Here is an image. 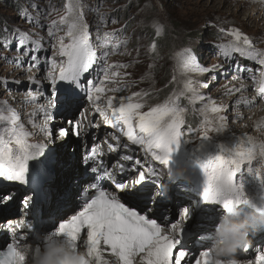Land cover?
Wrapping results in <instances>:
<instances>
[{
    "label": "rangeland",
    "instance_id": "1",
    "mask_svg": "<svg viewBox=\"0 0 264 264\" xmlns=\"http://www.w3.org/2000/svg\"><path fill=\"white\" fill-rule=\"evenodd\" d=\"M76 4L78 7L73 9V14L80 15L88 25L90 39L97 46L98 55L100 43H107L109 55L106 63L113 65L110 72L116 73L102 85L105 90L98 102L102 108L106 107L109 96L128 97L140 93L139 101L134 97L133 102L143 104L141 111H149L165 103H175L183 109L182 132L185 140L182 138L179 146H174L168 164L173 170L183 168V176L170 180L167 167L155 161L142 146L131 144L122 133L106 125L103 117L95 111L93 102L83 93L75 114V119L81 118L80 136H59V127H67L66 116L67 119L73 117L67 113L60 114L57 109H51L53 120L47 122L49 131L53 132V140L50 142L48 136L40 132L39 126L45 124L40 107L48 106L52 92L47 73L53 54L58 52L59 37L66 32V27L61 26L55 37L50 38L48 28L53 20L59 22L69 16V5ZM231 28L239 29L251 41L245 46L244 55L230 47L234 41L229 32ZM105 33L111 35L105 37ZM98 34L100 41L96 39ZM150 34L163 38L166 51L147 40ZM21 37L25 40L23 48L17 47ZM34 41L43 48L42 52L33 53L39 56L37 66H33V62L24 55L27 49L35 48ZM53 43L57 44L56 48L51 47ZM188 52L194 55L198 66L218 67L208 73L190 72L183 66L184 55ZM253 56L255 59H252ZM55 58L59 60L58 56ZM260 59H264V6L253 3V0H0V115H17L19 123L32 134L28 138L30 143L44 142L49 145L46 149L47 172L42 181L46 197L31 191V184H0L5 193L14 197L7 206L0 207V220L12 217L8 212L16 206L22 212L27 211L32 222L25 225L22 238L27 243L36 242L33 233L48 230L58 224V219L68 215L62 212L70 207L62 204L65 196H73L75 189L95 178L96 175L91 173L94 163L83 164L82 161L88 151L98 145V158L102 159L98 160L99 163L130 187L141 171L155 170L157 176H146V182H156L152 189L154 201L161 187L165 189L167 198H161L157 207L167 210L170 223L180 219L177 213L182 207L195 209L192 219L183 222L186 228L183 239L189 240L194 247L195 236L206 225L213 231L225 212L219 202L202 200L205 176L196 160L215 157L221 152V146L230 150L239 144L247 150L248 143L253 142L258 122L264 121V96L260 94V88L264 86V77L261 76L264 65L259 63ZM104 64L97 61L86 74L87 79L99 83L104 76ZM234 76H239V79H233ZM32 78L37 83H32ZM113 89L122 90L117 92ZM29 92L37 97L34 101L28 96ZM206 121L210 122L206 125L209 137L200 140V131ZM220 125H223L222 129L216 131ZM6 126L7 122L0 121V127ZM258 129L264 144V127ZM113 135L120 136V147L109 151L108 144L117 143L112 139ZM201 142L211 145L205 157L196 153ZM125 143L127 148L123 147ZM91 144L94 145L87 148ZM124 156H131L132 159L124 160ZM74 157L79 164L71 166L72 172L67 173L69 162ZM260 159L264 161V157L255 153L251 166L264 173ZM247 167L246 163L236 176L250 201L244 208L251 205L264 207V202L259 201L264 196V177L258 178L248 172ZM85 168L88 170L86 174L82 172ZM106 184L108 188L115 185L111 180ZM26 198L32 204L30 210L23 207L22 201ZM157 215L152 218L156 219ZM191 234L194 238L190 237ZM249 239L250 247L247 251L243 248L238 250L239 256L251 258L257 254L253 247L264 245V227L251 230ZM6 241L14 240L6 237L0 240V247ZM206 247L193 249L189 259L198 256L199 251Z\"/></svg>",
    "mask_w": 264,
    "mask_h": 264
},
{
    "label": "snow or ice",
    "instance_id": "2",
    "mask_svg": "<svg viewBox=\"0 0 264 264\" xmlns=\"http://www.w3.org/2000/svg\"><path fill=\"white\" fill-rule=\"evenodd\" d=\"M75 7H78V4L69 5V16L61 18L59 22L53 20L48 28L50 38L55 37V33L60 30L61 26L66 27V32L59 37L58 52L53 54L51 68L47 73L52 92L48 106L40 107L45 117V124L39 126L40 132L48 136L50 142L53 140V132L49 131L47 122L53 120L51 109H57L60 114L67 113L73 117V119H67L66 116L67 127H59V136L61 138L69 135L80 136L82 124L80 120L75 119V114L82 98L81 94H86L88 100L93 102L95 111L103 117L104 123L122 133L131 144L140 145L146 152L151 153L155 161L167 167L170 179L171 169L168 166L170 154L174 146H179L184 135L182 132L183 109L175 103H165L152 107L149 111H141L143 104L133 102L134 97L136 101H139L140 93H133L128 97L109 96L106 107L102 108L98 103L101 100L100 94L105 90L102 85L116 73L110 72L113 65L106 63L109 55L107 43H100L101 51L98 55L97 46L90 39L88 25L83 22L80 15L73 14ZM229 32L234 37L230 45L231 49L244 55L245 46L250 45L251 41L237 28H231ZM109 35L111 34H104L105 37ZM96 39L101 40L99 34ZM33 43L35 48L27 49L24 55L33 62V66H37L40 63L39 56L33 53L42 52L43 48L41 44L35 41ZM24 45L25 40L21 37L17 47L23 48ZM51 47L56 48L57 44L53 43ZM225 55L227 56V52ZM56 56L59 60L55 58ZM252 59L255 57L253 56ZM97 61L105 62L102 69L104 76L99 83L87 79L86 75ZM259 63L264 65V59H260ZM183 66L193 73H208L218 67L214 66L213 69H209L198 66L191 52L184 55ZM261 76L264 77V72ZM31 82L37 83L34 78ZM16 83L21 82L16 81ZM204 87L208 85L204 84ZM121 90L113 89L112 91ZM260 94L264 96V86L260 88ZM28 96L33 101L37 98L31 92ZM221 119L224 118L221 117ZM0 121L8 124L6 127H0V184H31L33 185L31 191L46 197L42 189V181L47 172L48 152L46 149L49 145L30 143L28 137L32 134L25 130L23 124L19 123V117L15 114L0 115ZM208 123L210 122L206 121L200 131V140L209 137V128L206 126ZM33 126L36 127V125ZM222 127L223 125L217 126L215 130L220 131ZM112 139L117 143L108 144V149L116 151L120 147L121 138L119 135H113ZM63 142L62 140L61 143ZM123 147L127 148L128 144L125 143ZM98 148V145L91 148L88 155L83 158V164L97 161ZM255 153V144L247 150H243L237 144L236 148L230 150L221 146V152L215 157L205 160L197 158L196 163L203 169L205 176L202 200L219 202L225 211L233 206L248 203L243 192V185L237 181L236 176L241 172L242 166L247 163L248 172L258 178L264 177V173L259 169L254 170L251 166ZM259 154L264 157V144L260 145ZM123 159L131 160L132 157L124 156ZM100 167L101 165L91 167V173L96 174ZM120 168L122 170L123 166L121 165ZM87 171L86 168L82 170L85 174ZM103 176L108 180H113V173L107 170L103 171ZM146 176L156 177L157 174L151 169L147 173L141 171L139 178L131 187L124 182L114 181L115 188L120 191V196L108 193L103 188H97L96 194L86 200L78 212L67 219H61L52 234L63 236L75 249L85 247L88 258L85 264H89V261L91 264H109V261L102 255L106 249L117 258L118 264H135L137 257H139V264H192L193 261L194 264H212L208 247L199 251L198 256H191L189 259L190 252L181 243L186 231L183 222L192 219L195 211L193 207H182L177 213L180 219L171 223L170 230H162L161 223H158L157 219L162 223H169L165 219L167 210L159 211L157 205L161 198H167L166 192L161 187L160 194L154 201L152 189L155 188L156 182H146ZM121 197L124 202L121 201ZM13 199L10 193H5L0 188V207L7 206ZM69 199L70 197L66 195L62 204L67 205ZM22 204L25 210H30L32 207L27 198L22 201ZM153 215H157V218H150ZM15 226L20 228L23 225L17 223ZM5 227L11 228L12 223L7 222ZM82 233H84L83 236ZM33 235L35 237V233ZM39 245L40 243L35 246L37 251ZM248 246L245 245L242 248L247 251ZM18 257L23 259L19 253V245L15 241L7 243L6 250L0 251V264H18ZM256 264H264V253L256 257Z\"/></svg>",
    "mask_w": 264,
    "mask_h": 264
},
{
    "label": "clouds",
    "instance_id": "3",
    "mask_svg": "<svg viewBox=\"0 0 264 264\" xmlns=\"http://www.w3.org/2000/svg\"><path fill=\"white\" fill-rule=\"evenodd\" d=\"M253 3L264 6V0H253ZM260 166L264 168V161ZM183 174V168L171 169L170 179ZM249 203L248 200V203L225 211L215 229L208 234L207 247L211 252L212 264H239L236 254L250 243V231L264 227V207L253 205L251 211L245 212L244 206ZM35 239L41 241L39 250L30 245L19 247L23 259L18 257V264H85L88 259L85 252L71 247L63 236L53 235L52 232L36 233Z\"/></svg>",
    "mask_w": 264,
    "mask_h": 264
},
{
    "label": "bare ground",
    "instance_id": "4",
    "mask_svg": "<svg viewBox=\"0 0 264 264\" xmlns=\"http://www.w3.org/2000/svg\"><path fill=\"white\" fill-rule=\"evenodd\" d=\"M233 79H239V76H234ZM79 120H81V118H79ZM258 125L259 126H256L255 128V131H254V136H253V142H250L248 143V146L251 147L253 144L256 145V153L259 154V148H260V144H263L262 142V136H259V129L258 127H264V121H259L258 122ZM29 138V137H28ZM94 144H91V145H88L87 148H89L90 146H93ZM248 147V148H249ZM86 148V149H87ZM64 157H66V152L64 153ZM68 156V155H67ZM85 156H86V153H85ZM63 157V159H64ZM62 159V160H63ZM66 159V158H65ZM64 159V160H65ZM263 159V158H262ZM67 160V159H66ZM98 160H102V159H99L97 158V161L93 164V162L91 161V164H93V167L97 166V165H101L100 167V170L96 173H103V171L105 170V167L102 166V164L99 163ZM261 160V159H260ZM79 161V160H78ZM262 161V160H261ZM68 163V161L66 162V164ZM70 164V167H68L66 169V172L67 173H71L72 170H70L72 167L71 166H74L76 164H79L77 161H76V158H72V161L69 162ZM90 163V162H89ZM124 165L127 164L126 161L123 162ZM179 162H177L176 164H178ZM82 164V163H81ZM64 165V164H63ZM82 167V166H81ZM96 174H93V175H96ZM205 179V177H204ZM112 183L115 181V182H120V180L118 178H116V175L113 174V180H111ZM93 180H90V181H87L85 182L82 186H80V188H77L75 189V191L73 192V196L72 195H67L70 197L67 205H63L64 207L66 206H70L66 211H62L64 213H67L68 215L66 217H63L61 219H67L69 216H71L72 214H75L76 211L79 210L78 208V205L80 204V198L84 195H87L88 193H90V186L92 184ZM106 183H109V180L107 179L106 177ZM205 186H203L204 188ZM80 190V191H79ZM109 193L111 194H114V195H117V196H120V191L118 189L115 188V185H110L109 186V190H108ZM79 195L78 197V202L76 203V199H77V196ZM200 197V195H199ZM65 200V199H64ZM260 202H264V196L260 197L259 199ZM202 203V202H201ZM203 204H206L203 202ZM209 204V203H208ZM185 205V204H184ZM221 206V204H220ZM256 206V205H254ZM252 207L253 205L249 206V207H246L244 208L245 209V212L247 211H251L252 210ZM258 207V206H256ZM158 208V207H157ZM222 210L223 207L221 206ZM159 209V208H158ZM165 209V208H164ZM163 209V207H160L159 211H165ZM24 211V210H23ZM225 211V210H224ZM17 212H22L20 211V208H18L17 206L8 212V215L12 216V217H9L7 218L6 220H0V240L4 239V238H10L12 240H17L18 241V245L19 247H23L25 245H30V246H33L35 247L37 244L41 243V241H37L36 242H33V243H27L25 242L24 238H22L24 236L23 234V231L25 230V225H27L28 223H31L32 220L29 218V213L27 211H24L22 212L21 214L19 215H14L16 214ZM158 214V213H157ZM167 214V212H166ZM170 218V217H169ZM169 218L167 215H165V219L169 221ZM61 219H58V223L61 221ZM211 220V219H209ZM7 222H11L12 223V227L11 228H6L5 225ZM17 223H21L23 226L20 227V228H17L15 225ZM58 226V224L52 226L51 228H49L48 230H44V231H40L41 233H49V232H53L55 227ZM37 226H35L36 228ZM170 227H171V223H163V228L162 230H170ZM212 232V230L209 229L208 225H206L201 231L200 233L198 234V236H195L196 238H194V236L191 234L190 237L191 238H194L196 239L195 242V246L194 247H191V244H190V241L189 240H185V239H182L181 243L186 247V250L189 251L190 253L193 251V249H198L202 246H208V234H210ZM27 235V234H26ZM86 238V237H85ZM103 247V246H102ZM79 250L83 251L86 253V248L85 247H80L78 248ZM254 250L257 251V254L253 255L251 258H244L242 256H239V254L237 253V260L239 261V264H256V257L262 253H264V245H260V244H257V245H254L253 247ZM103 257L105 259H107L109 261V264H118V261H117V258L114 257L110 250H105L103 253H102ZM135 264H139V257H137L136 259V262Z\"/></svg>",
    "mask_w": 264,
    "mask_h": 264
},
{
    "label": "water",
    "instance_id": "5",
    "mask_svg": "<svg viewBox=\"0 0 264 264\" xmlns=\"http://www.w3.org/2000/svg\"><path fill=\"white\" fill-rule=\"evenodd\" d=\"M42 143H44V142H42ZM210 150H211V145H210L209 142H201L199 144L197 150H196V153H197V155L199 157H205V156H207L209 154ZM29 169L31 171V162H30V165H29ZM121 200L124 202L123 197H121ZM138 210H139V208H138Z\"/></svg>",
    "mask_w": 264,
    "mask_h": 264
},
{
    "label": "trees",
    "instance_id": "6",
    "mask_svg": "<svg viewBox=\"0 0 264 264\" xmlns=\"http://www.w3.org/2000/svg\"><path fill=\"white\" fill-rule=\"evenodd\" d=\"M149 42H153L157 47H160L162 51H166V43L162 44L163 38L155 37L153 34L147 38ZM250 247V244H248Z\"/></svg>",
    "mask_w": 264,
    "mask_h": 264
}]
</instances>
